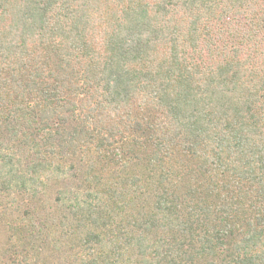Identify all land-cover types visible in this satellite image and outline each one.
<instances>
[{
  "label": "trees",
  "instance_id": "16d2710c",
  "mask_svg": "<svg viewBox=\"0 0 264 264\" xmlns=\"http://www.w3.org/2000/svg\"><path fill=\"white\" fill-rule=\"evenodd\" d=\"M0 264H264V0H0Z\"/></svg>",
  "mask_w": 264,
  "mask_h": 264
},
{
  "label": "rangeland",
  "instance_id": "374dc122",
  "mask_svg": "<svg viewBox=\"0 0 264 264\" xmlns=\"http://www.w3.org/2000/svg\"><path fill=\"white\" fill-rule=\"evenodd\" d=\"M57 189L58 186L55 184H50V186L41 194H39L36 198V206L38 207H46L48 209V213L55 208L57 209V204H56V194H57ZM25 203H22V206H24ZM21 205V204H20ZM14 206V205H13Z\"/></svg>",
  "mask_w": 264,
  "mask_h": 264
}]
</instances>
